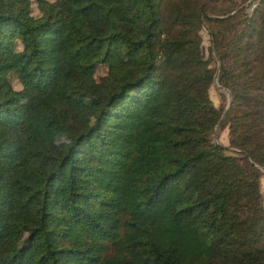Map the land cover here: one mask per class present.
Wrapping results in <instances>:
<instances>
[{"label": "trees", "instance_id": "1", "mask_svg": "<svg viewBox=\"0 0 264 264\" xmlns=\"http://www.w3.org/2000/svg\"><path fill=\"white\" fill-rule=\"evenodd\" d=\"M32 1L0 0V264H264V0Z\"/></svg>", "mask_w": 264, "mask_h": 264}, {"label": "rangeland", "instance_id": "2", "mask_svg": "<svg viewBox=\"0 0 264 264\" xmlns=\"http://www.w3.org/2000/svg\"><path fill=\"white\" fill-rule=\"evenodd\" d=\"M48 1L53 2L54 0H48ZM250 1L247 4H245V6H251L249 11L253 12L257 8L258 1L253 0L251 3H250ZM32 2H33V5H32L33 16L34 17H40L41 13L39 11V8L37 6L36 1L33 0ZM201 34H202V38H203V47H204L205 56L207 59H209L210 58V47H211L210 37H209V34L206 30H203L201 32ZM19 48H20V45L18 46V49ZM20 50H21V48H20ZM213 66H215V63H213ZM218 66H219V64H218ZM217 71H218V69H217ZM107 73H108V70L106 67L99 66L95 72V77L97 80H99L102 77L106 76ZM10 80H11V83H12L15 90L24 91L23 86L21 85V83L19 82V80L17 79V77L15 75L11 74ZM219 86L220 85L216 84V82H215V85L210 90V98H211L212 102L214 103L215 108L217 110V113L220 116V120H221L225 114V111L228 107L230 100L232 103V97H231L230 91L227 90L230 94V95H228L227 92L221 90L219 88ZM25 96L26 97H25L24 101L29 102V101H33L36 98L37 93L31 89H28V90H25ZM226 117H225V119H226ZM220 120H219V122H220ZM224 120H223V122H224ZM223 122L217 131V140L216 141L214 140V135H215L216 129L214 131V134L212 135V139H213L214 143L221 144L228 149V152H226L227 155H233V151H235V150L230 147V132H229L228 127H226L225 125L223 126ZM217 126H216V128H217ZM261 190H262V194L264 196V171L263 170H262V179H261Z\"/></svg>", "mask_w": 264, "mask_h": 264}, {"label": "water", "instance_id": "3", "mask_svg": "<svg viewBox=\"0 0 264 264\" xmlns=\"http://www.w3.org/2000/svg\"><path fill=\"white\" fill-rule=\"evenodd\" d=\"M252 1H253V0H251L250 3H251ZM220 68H221V66H220V63H219L218 71H217V74H216V77H215V82H216V84H218V75H219V73H220ZM219 88H220L221 90L227 92L228 95H230L229 92H228L226 89H224L223 87L219 86ZM230 106H231V100H230V102H229V104H228V107H227V109H226V111H225L224 116L222 117V119L220 120V122H219V124H218V126H217V128H216V132H215V135H214V140H215V141L217 140V131H218L219 127L221 126V124H222L223 120L225 119V117L228 115V112H229ZM262 170L264 171V169H262Z\"/></svg>", "mask_w": 264, "mask_h": 264}]
</instances>
